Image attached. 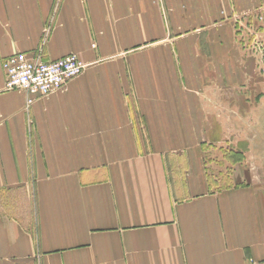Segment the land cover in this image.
<instances>
[{"label": "crops", "instance_id": "0c3cea01", "mask_svg": "<svg viewBox=\"0 0 264 264\" xmlns=\"http://www.w3.org/2000/svg\"><path fill=\"white\" fill-rule=\"evenodd\" d=\"M228 3L264 10L0 0V264L264 262V87L215 88L210 106L186 87ZM40 50L87 66L28 104L3 62ZM205 130L230 147L214 161L186 149Z\"/></svg>", "mask_w": 264, "mask_h": 264}, {"label": "rangeland", "instance_id": "374dc122", "mask_svg": "<svg viewBox=\"0 0 264 264\" xmlns=\"http://www.w3.org/2000/svg\"><path fill=\"white\" fill-rule=\"evenodd\" d=\"M226 7H230V4L228 3ZM226 10V8L222 10V25L205 33L206 43L209 45L199 52L200 61L198 58V62L194 63L195 72L190 74L188 80L190 86L179 80V86H184L185 83L188 89L194 82L192 92L200 90L199 93L208 106L215 102V88H229L232 85L249 88L264 87V10L261 8L241 10L234 6L229 8V13ZM128 66L131 68L130 64ZM154 68L151 66L144 70ZM182 75L186 76V70ZM206 132L205 130L200 136L198 133V141L186 144V149L197 148L199 151H195L196 154H211L206 155V158L214 161L217 153L221 150L228 152L230 147L225 145L218 147L220 146L218 142L215 146L212 138L205 139ZM175 150L180 152L183 147L176 144ZM190 150L186 153L193 154L194 151ZM228 156L231 157L230 154ZM234 159L233 155L231 162ZM214 169L215 166L209 169L212 176L215 174Z\"/></svg>", "mask_w": 264, "mask_h": 264}, {"label": "built area", "instance_id": "2783aa9c", "mask_svg": "<svg viewBox=\"0 0 264 264\" xmlns=\"http://www.w3.org/2000/svg\"><path fill=\"white\" fill-rule=\"evenodd\" d=\"M86 66L77 54L47 61L43 58L42 50L32 56L25 52L16 53L3 62L6 88L26 92L28 104L63 88L70 80L82 74ZM253 264L264 262L254 261Z\"/></svg>", "mask_w": 264, "mask_h": 264}]
</instances>
